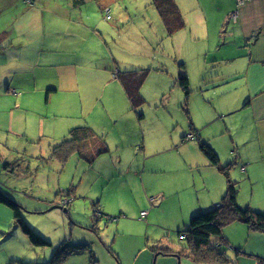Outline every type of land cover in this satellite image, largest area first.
Wrapping results in <instances>:
<instances>
[{
  "label": "rangeland",
  "instance_id": "1",
  "mask_svg": "<svg viewBox=\"0 0 264 264\" xmlns=\"http://www.w3.org/2000/svg\"><path fill=\"white\" fill-rule=\"evenodd\" d=\"M174 1L185 25L168 36L151 0H0V45L10 44L0 50V192L19 206L26 225L49 243H32L13 210L0 204V264L50 260L63 239L70 245L87 244L66 256L71 264H92L91 254L97 264H201L187 255V241L179 231L188 227L192 216L212 206L187 210L185 204L180 210L174 200L157 210L150 206L153 192L148 181L143 185L126 172V156L119 160L120 154L115 156V148L110 149L121 139L145 140L152 150L159 142L167 146L172 138L180 139L181 126L175 119L180 118L186 128L188 121L186 103L176 98L180 93L183 101L186 98L175 83L179 63H185L192 79L200 77L202 63L206 69L223 57L222 43L228 42L222 35L227 31L230 37L234 28L235 17L224 15L229 4L225 0ZM234 9L232 13L238 11L237 6ZM60 44L65 50L64 46L60 50ZM60 57L65 64L61 67L57 65ZM50 63L76 84L60 86L49 99L44 78L35 80L38 88L45 82L42 92L34 85L32 66L48 75L53 68ZM75 65L76 73L70 74ZM141 68L150 70L141 86L146 103L138 109L144 117L138 119L117 75ZM193 102L192 108L196 107ZM77 125H89L105 140L111 163L86 166L76 153L63 164L50 157L53 146ZM133 149L126 148L128 159ZM175 156L166 150L158 157L166 164L167 177L192 175L193 169L173 162ZM234 158L232 154L222 164ZM239 167L238 163L231 166L230 177L239 181L241 199H245L250 183L241 182ZM98 199L95 210L92 202ZM146 209H152L149 217ZM141 211L147 215L141 217ZM222 234L228 243L218 249L234 264H257L264 259L263 241L251 238L246 224H227ZM217 242L216 237L211 239V244ZM155 247L174 252L156 254Z\"/></svg>",
  "mask_w": 264,
  "mask_h": 264
},
{
  "label": "crops",
  "instance_id": "2",
  "mask_svg": "<svg viewBox=\"0 0 264 264\" xmlns=\"http://www.w3.org/2000/svg\"><path fill=\"white\" fill-rule=\"evenodd\" d=\"M224 2L229 4L226 13H224L226 17L227 15L232 16L234 8L238 7L235 19L232 21L234 28L229 32L230 37H228L227 31L222 35L223 39L228 42L222 43L225 47L223 57L213 60L211 66L206 69L203 68L205 63H202L200 77L192 76V79L188 77L191 91L189 96L184 98L185 101L182 100L181 93L176 95L177 102L186 103L184 111L188 121L186 128L180 118L175 119V124L181 126L180 139L172 138L170 145L167 146L164 142H159L157 148H153V150L145 140L136 141L139 139H135L132 143L121 139L119 142L111 144V148L109 147L110 149L115 148V156L120 154L117 159L121 160L123 156H126V172H129L134 178H140L143 185L145 180L148 181V189L157 194V196H153L152 193V197L156 199L151 197L150 206L153 205L157 210L163 205H170L174 200L180 206V210H183L185 204L188 205L187 210L195 206H213L220 201L224 194L226 188L224 176L216 167L209 164L195 139L183 140L182 138L189 135L190 127L193 126L195 136L207 142L214 149L221 164L224 160H229L232 154L237 156L230 163L232 165L238 163L241 182L250 183L249 189L244 191L245 199H241L243 191L239 187L238 204L264 212V0H242L239 5L236 4V0H225ZM63 46L60 44V50ZM63 61V57H60L57 65L64 66ZM215 66L220 67L214 68ZM32 67L35 71L34 85L38 88L35 82L36 78L39 76L44 78L47 81L46 93H49V99L52 94L59 92L60 86L66 89L65 84L70 85V88L76 84L75 80L73 81L71 77L64 74V70L60 74L55 64L50 63V67L53 68H51V74L48 75L39 74L36 70L37 65ZM76 70L77 66L75 65L74 70L69 73L75 74ZM184 71L188 76L189 72L186 70L185 63ZM14 72L16 73V70ZM44 72L46 70H43ZM13 79L15 80V78ZM44 83H39L41 86L38 90L41 92ZM175 83L178 85L176 78ZM9 87L8 85V89ZM196 95H200L201 99H198ZM193 100L196 107L192 108ZM76 122L78 123V121ZM131 147H134L131 155L133 157L128 159L130 155L126 148ZM166 150L176 153L173 160L175 164L193 169L192 175L183 178L179 174L169 179L166 175L165 162L158 158ZM108 153L96 156L92 162L93 166L94 162L106 164L109 161L111 163V157L106 155ZM85 164L86 166L90 165ZM105 169L108 170L109 167L105 166ZM163 173L165 174L162 178L161 174ZM185 192L188 194L182 199ZM91 199L94 200V197L91 196ZM98 203L99 199L97 203L92 202L95 210L99 208ZM64 209L68 211L66 208ZM152 209H146L148 210L147 217L151 215ZM94 216L97 217V214ZM248 234L251 235V238H259L264 243V232L248 227ZM225 236L224 238L227 240ZM63 241L66 240L63 239ZM84 245L87 246V244ZM67 257L59 264H71L69 263L71 258Z\"/></svg>",
  "mask_w": 264,
  "mask_h": 264
},
{
  "label": "trees",
  "instance_id": "3",
  "mask_svg": "<svg viewBox=\"0 0 264 264\" xmlns=\"http://www.w3.org/2000/svg\"><path fill=\"white\" fill-rule=\"evenodd\" d=\"M158 15L160 16L166 33L168 36L176 34L184 25V18L179 11L178 5L174 0H151ZM238 4V3H236ZM8 45H0V50L8 48ZM179 71L176 82L182 89L185 97L190 94V83L187 74L184 71V64L179 63ZM150 69H137L131 71L120 72L117 75L119 82L128 98L129 104L136 112L138 119L144 117L143 113H138V109L146 103L145 98L141 94V86L147 79ZM49 95V93H48ZM192 139L198 143V147L202 154L206 157L211 166L224 176L226 188L220 201L213 205L211 209L202 211L192 216L188 227L179 231L180 235H184L188 245V253L192 260L201 264H234L225 253L218 249V245H223L227 240L222 234V229L232 222H242L250 229L264 232V212L254 210L250 207H242L238 204V185L237 181L230 177L229 170L231 163L221 164L217 153L205 141L195 136L194 127L191 126ZM188 139L186 136L182 137ZM109 152V147L105 140L99 136L88 125H79L70 129L68 136L55 144L52 148L51 158L56 159L63 164L70 154L76 153L78 158L87 164H92L96 156ZM0 204L10 207L13 210L14 219L20 224L23 232L29 236L34 244L43 246L49 245L47 241L38 237L24 222L21 217L20 209L17 204L12 202L5 194L0 192ZM216 237L218 242L216 245L211 244V239ZM86 245H70L66 241L61 243L48 262H22V264H59L67 255ZM156 254H170L174 251L169 247H155ZM180 250L177 255H181ZM20 262V261H19ZM98 260L91 254V263L97 264ZM9 262L8 264H14ZM257 264H264V259H259Z\"/></svg>",
  "mask_w": 264,
  "mask_h": 264
},
{
  "label": "built area",
  "instance_id": "4",
  "mask_svg": "<svg viewBox=\"0 0 264 264\" xmlns=\"http://www.w3.org/2000/svg\"><path fill=\"white\" fill-rule=\"evenodd\" d=\"M237 3H238V5L241 4V3H242V0H237ZM235 16H236V13H233V14H232V17H235ZM106 18H107V19L109 18V15H108V14L106 15ZM187 138H188V139H192V135L189 134V135L187 136ZM146 215H147V211H141V213H140V216H141V217H144V216H146Z\"/></svg>",
  "mask_w": 264,
  "mask_h": 264
},
{
  "label": "water",
  "instance_id": "5",
  "mask_svg": "<svg viewBox=\"0 0 264 264\" xmlns=\"http://www.w3.org/2000/svg\"><path fill=\"white\" fill-rule=\"evenodd\" d=\"M51 208H61L63 211H65V209L59 205H53Z\"/></svg>",
  "mask_w": 264,
  "mask_h": 264
}]
</instances>
